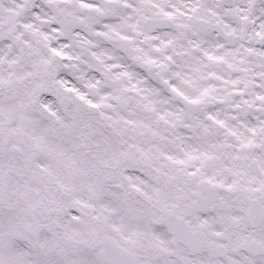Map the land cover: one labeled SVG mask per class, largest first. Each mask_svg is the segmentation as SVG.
<instances>
[{
  "label": "snow or ice",
  "instance_id": "snow-or-ice-1",
  "mask_svg": "<svg viewBox=\"0 0 264 264\" xmlns=\"http://www.w3.org/2000/svg\"><path fill=\"white\" fill-rule=\"evenodd\" d=\"M0 264H264V0H0Z\"/></svg>",
  "mask_w": 264,
  "mask_h": 264
}]
</instances>
